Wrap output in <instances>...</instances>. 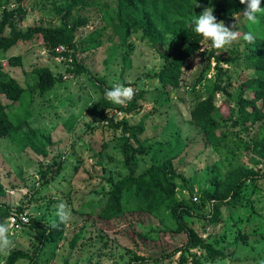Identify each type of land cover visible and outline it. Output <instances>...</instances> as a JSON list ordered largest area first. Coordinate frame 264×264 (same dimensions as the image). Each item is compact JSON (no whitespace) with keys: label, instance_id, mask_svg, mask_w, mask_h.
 Returning <instances> with one entry per match:
<instances>
[{"label":"rangeland","instance_id":"374dc122","mask_svg":"<svg viewBox=\"0 0 264 264\" xmlns=\"http://www.w3.org/2000/svg\"><path fill=\"white\" fill-rule=\"evenodd\" d=\"M72 1L27 0L26 11L15 17V25L23 31L30 26H55L61 18L57 10ZM16 7L17 3L11 0L9 8ZM261 7L264 8V0ZM81 14L90 23L77 32L76 40L91 34L99 43L78 55V62L88 72L64 77L68 64L56 60L40 37L20 43L8 52L0 51V72L16 79L26 90L36 81L32 70L37 66H47L62 77L52 91L44 95L33 93L30 104L27 92L24 105L15 108L17 119H26L30 126L50 135L51 144L49 155L42 157L19 149L9 136L0 139V202L11 210L28 212L31 221L47 226L60 222L56 211L61 203L70 210V219L60 222L62 230L53 241L40 244L42 230L28 225L12 231L13 246L0 253V264H5L15 251L28 256L16 264H29L36 257L38 264H128L136 255L159 258L186 244V236L176 232L173 202L152 212L131 202L120 217L107 220L98 215L112 186L130 173L122 154L121 132L110 128L94 111L104 99L112 104L105 112L116 122L126 119L130 124L145 125L140 141L146 153L134 160L135 174L171 156L176 168L175 201H186L196 213H210L209 204L201 205V194L216 178L223 179L238 165H253L252 152L238 149L237 145L240 140L244 144L255 140L258 124L242 125L238 121L237 100L247 96L242 84L251 69L243 59L254 49L243 36L249 31L259 32L258 25L250 27L243 15L233 22L226 16V26L231 28L235 24L233 30L240 33L239 38L219 50L209 48L210 42L203 40L187 61L181 86L174 90L168 87L166 91L170 93L162 94L155 77L163 64L160 50L176 53L180 42L169 37L162 45L152 46L141 40L138 33L131 35L125 45L117 46L118 38L98 8H86ZM257 21L264 26V12L257 14ZM5 35H9V29ZM16 57L21 58V63L10 66L9 60ZM101 83L106 89L116 83L143 89L146 100L141 102V110L130 115L122 112L119 108L126 103L117 105L109 101ZM210 94H215L224 117L230 108L235 111L234 118L217 132H233L236 141L240 138L223 149L235 150L233 157L222 154L221 147L207 145L203 133L191 122V109ZM0 103L11 102L0 93ZM258 106L262 107L261 103ZM57 163L61 164L60 171ZM185 219L206 243L225 254V258H212L205 249H194L188 264H264V180L249 183L239 201L224 207L214 224L198 217ZM179 256L161 264H177Z\"/></svg>","mask_w":264,"mask_h":264},{"label":"trees","instance_id":"16d2710c","mask_svg":"<svg viewBox=\"0 0 264 264\" xmlns=\"http://www.w3.org/2000/svg\"><path fill=\"white\" fill-rule=\"evenodd\" d=\"M10 1L0 0V11L2 12L0 51L8 52L20 43L30 42L40 37L43 45L53 55L59 54L57 49L60 46L66 47L67 51L62 54L72 60L71 62L65 61L68 64L66 73L71 75L88 72L84 65L78 62V55L99 45L97 38L91 34L86 39L76 40L77 32L90 23L89 18L81 14V11L86 8L99 9L107 26L113 29L118 38L117 46L125 45L131 35L138 33L141 40L149 42L152 46L162 45L169 37L180 42L181 47L176 53L167 54L160 50L163 64L157 70L155 77L163 90L162 94L170 93L166 91L168 87L174 90L181 86L187 61L196 53L204 40L194 31L192 22L196 15H200L204 8L212 7L217 21H226L227 16L228 21L233 22V13H242L246 7L240 3V0H73L64 8L57 10L61 14L57 25L30 26L23 31L15 25L14 19L26 11L24 3L27 0H13L17 3L14 9L9 8ZM249 25L250 27L258 25L259 32L253 33L256 39L249 45L254 49L243 59L248 62L251 73L242 84L243 93L247 92V96H240L237 104L239 105L238 121L242 125L258 124L255 140L244 144L240 138L235 140L233 132L217 133L225 122L234 118L235 111L230 108L228 116L224 117L215 102V94H210L206 99L197 102L190 111L191 122L203 133V139L207 145L215 149L221 147L222 154L233 157L235 150L223 149L226 145L240 140L237 148L251 151L253 154L252 166L238 165L223 179L216 178L208 189L202 191L201 205L206 207L209 204V214L194 212V208L186 201H175L176 184L173 177L176 176V168L171 156L135 174L134 160L138 155L146 153L144 144L140 141V136L145 131L143 122L130 124L126 119L116 122L105 112L106 108L112 106L106 99L94 108L95 113L102 120L107 121L110 128L121 132L122 154L125 165L130 170L126 178L112 186L98 215L107 220L120 217L127 209L125 206L131 202L150 212L173 202L171 210L177 224L176 232L184 234L187 238L182 248H176L171 253L154 259L136 255L130 259L128 264H161L165 259H172L177 254H180L177 264H188L190 251L194 249H205L208 256L212 258H225L224 252L206 243L198 231L188 224L185 217H198L209 224H214L219 221L224 207L239 201L240 194L249 183L256 184L264 180V26H259L258 21L255 24L249 22ZM7 29H9V35H5ZM20 63V57L9 60L10 66H17ZM32 73L36 76V81L26 90L16 79L0 72V93L11 102L10 104L0 103V139L9 136L19 149L47 157L51 144L50 135L30 126L26 119H17L15 108L24 105L23 98L27 92L30 94L28 99L30 104L33 93L44 95L52 91L62 77L47 66H37L33 68ZM99 81L104 82L103 79ZM106 90L108 89L103 86L102 91L106 92ZM144 100H146V92L143 89H134L133 98L119 109L125 114H136L141 110V102ZM258 103H261L262 107H259ZM60 169L61 164L57 163V171ZM13 211L23 212L24 210H11L0 202V223L5 222ZM31 220L30 217L28 226L42 230L40 244L55 240L62 230L60 222L47 226L42 222ZM21 259H28V256L23 251H15L9 255L5 264H16ZM38 261L36 257L29 264H38Z\"/></svg>","mask_w":264,"mask_h":264},{"label":"clouds","instance_id":"9594fccd","mask_svg":"<svg viewBox=\"0 0 264 264\" xmlns=\"http://www.w3.org/2000/svg\"><path fill=\"white\" fill-rule=\"evenodd\" d=\"M240 3L246 5V7L242 13H233L235 20L237 21L242 14L246 21L252 24L257 23V14L264 12V8L261 7L262 0H240ZM213 13L214 9L212 7H206L200 15H196L192 23L195 33L201 35L205 41L210 42L208 47L219 50L236 41L240 33L237 30H233L236 28L235 24L230 28L226 26L224 21L218 22ZM243 39L248 43H254L256 37L249 31L244 34ZM194 59L195 63L198 64L199 57L196 56ZM105 95L112 103L124 105L133 98L134 89L121 83H116L111 89L106 90ZM56 216L61 223H66L70 219V210L66 204L61 203L58 206ZM12 229L13 223L10 218L0 223V253H6L12 248Z\"/></svg>","mask_w":264,"mask_h":264},{"label":"built area","instance_id":"2783aa9c","mask_svg":"<svg viewBox=\"0 0 264 264\" xmlns=\"http://www.w3.org/2000/svg\"><path fill=\"white\" fill-rule=\"evenodd\" d=\"M65 51H67L66 47L60 46L57 49V52H59V54L56 55V60H58L59 62H65V61L71 62L72 61L71 58L67 59L62 54ZM71 76H72L71 74L66 73L64 77L67 78V77H71ZM9 218L11 219V221L13 223V229H12L13 232L16 231L18 228L27 225L30 222V215L26 211H23V212L13 211V213L10 214L6 218V220H8Z\"/></svg>","mask_w":264,"mask_h":264}]
</instances>
